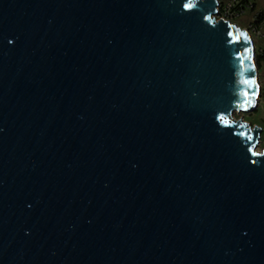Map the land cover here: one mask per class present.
<instances>
[{
  "label": "water",
  "instance_id": "95a60500",
  "mask_svg": "<svg viewBox=\"0 0 264 264\" xmlns=\"http://www.w3.org/2000/svg\"><path fill=\"white\" fill-rule=\"evenodd\" d=\"M219 4L0 0V264H264L257 58Z\"/></svg>",
  "mask_w": 264,
  "mask_h": 264
},
{
  "label": "rangeland",
  "instance_id": "374dc122",
  "mask_svg": "<svg viewBox=\"0 0 264 264\" xmlns=\"http://www.w3.org/2000/svg\"><path fill=\"white\" fill-rule=\"evenodd\" d=\"M219 10L215 17L230 20L243 29H246L252 37L255 55L258 65V77L260 96L256 108L248 112H234L231 117L263 128L261 140L257 146L258 151L264 149V61L259 62L258 56L264 50V22L260 27H255L258 14L264 12V0H219ZM239 10H235V9Z\"/></svg>",
  "mask_w": 264,
  "mask_h": 264
},
{
  "label": "trees",
  "instance_id": "16d2710c",
  "mask_svg": "<svg viewBox=\"0 0 264 264\" xmlns=\"http://www.w3.org/2000/svg\"><path fill=\"white\" fill-rule=\"evenodd\" d=\"M235 10H239L238 8ZM264 22V12L261 11L257 16V21L255 22V27H260V25ZM259 62L262 63L264 61V50H261L258 56Z\"/></svg>",
  "mask_w": 264,
  "mask_h": 264
},
{
  "label": "snow or ice",
  "instance_id": "6c2138e0",
  "mask_svg": "<svg viewBox=\"0 0 264 264\" xmlns=\"http://www.w3.org/2000/svg\"><path fill=\"white\" fill-rule=\"evenodd\" d=\"M188 6H189V7H191V5H190V4H189ZM244 35L246 36V34H244ZM237 38L239 39V36H238ZM246 83H250V82H247V81H246Z\"/></svg>",
  "mask_w": 264,
  "mask_h": 264
},
{
  "label": "built area",
  "instance_id": "2783aa9c",
  "mask_svg": "<svg viewBox=\"0 0 264 264\" xmlns=\"http://www.w3.org/2000/svg\"><path fill=\"white\" fill-rule=\"evenodd\" d=\"M218 12H220L219 8H218Z\"/></svg>",
  "mask_w": 264,
  "mask_h": 264
},
{
  "label": "bare ground",
  "instance_id": "6f19581e",
  "mask_svg": "<svg viewBox=\"0 0 264 264\" xmlns=\"http://www.w3.org/2000/svg\"><path fill=\"white\" fill-rule=\"evenodd\" d=\"M235 112H237V111H235ZM234 113V112H233ZM233 113H232V115H233Z\"/></svg>",
  "mask_w": 264,
  "mask_h": 264
}]
</instances>
